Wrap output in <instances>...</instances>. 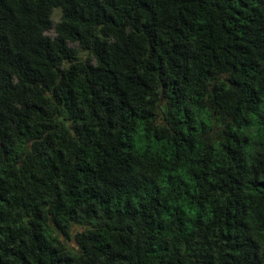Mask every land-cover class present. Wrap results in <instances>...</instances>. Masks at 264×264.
Returning <instances> with one entry per match:
<instances>
[{
	"label": "trees",
	"instance_id": "1",
	"mask_svg": "<svg viewBox=\"0 0 264 264\" xmlns=\"http://www.w3.org/2000/svg\"><path fill=\"white\" fill-rule=\"evenodd\" d=\"M0 264H264V0H0Z\"/></svg>",
	"mask_w": 264,
	"mask_h": 264
},
{
	"label": "rangeland",
	"instance_id": "2",
	"mask_svg": "<svg viewBox=\"0 0 264 264\" xmlns=\"http://www.w3.org/2000/svg\"><path fill=\"white\" fill-rule=\"evenodd\" d=\"M58 15H59L58 8H52V12H51V21H52V23H54L58 19ZM45 34L48 35V36H52L53 35L52 29L47 30L45 32Z\"/></svg>",
	"mask_w": 264,
	"mask_h": 264
}]
</instances>
